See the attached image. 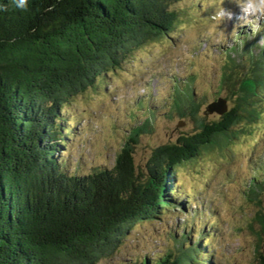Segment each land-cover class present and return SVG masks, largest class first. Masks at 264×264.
I'll use <instances>...</instances> for the list:
<instances>
[{"label":"trees","instance_id":"trees-1","mask_svg":"<svg viewBox=\"0 0 264 264\" xmlns=\"http://www.w3.org/2000/svg\"><path fill=\"white\" fill-rule=\"evenodd\" d=\"M179 1L28 0L21 9L16 0H0V264H97L110 257L136 223L175 207L180 164L222 147L240 124L258 119L264 69L255 61L252 75L224 74L233 105L210 123L198 119L201 102L190 85L176 84L171 109L196 130L155 147L144 169L135 166L133 148L155 118L150 108L111 166L79 172L60 158L72 134L64 107L135 50L172 32ZM259 49L264 60V36ZM262 189L264 174L250 199ZM256 219L264 232V214ZM178 235L176 252L127 264H209L201 231L192 244Z\"/></svg>","mask_w":264,"mask_h":264},{"label":"rangeland","instance_id":"rangeland-1","mask_svg":"<svg viewBox=\"0 0 264 264\" xmlns=\"http://www.w3.org/2000/svg\"><path fill=\"white\" fill-rule=\"evenodd\" d=\"M246 3L180 0L175 5L180 20L172 32L135 50L65 106L62 113L72 134L59 156L69 169L111 166L130 129L143 123L150 109L155 118L133 148L137 168H145L155 147L193 133L195 123L171 109L176 84L190 85L201 102L197 117L205 123L218 119V113L206 110L216 97L228 98L232 106L224 74L234 79L252 75L255 61L264 69L259 54L264 13L245 11ZM260 110L258 119L240 124L227 144L180 164L174 177L175 207L136 223L116 252L97 264H127L176 252L178 234L192 244L198 242V231L204 235L201 243L208 242L203 258L209 264H259L264 232L256 216L264 214V189L256 199L249 196L264 174V107Z\"/></svg>","mask_w":264,"mask_h":264},{"label":"clouds","instance_id":"clouds-1","mask_svg":"<svg viewBox=\"0 0 264 264\" xmlns=\"http://www.w3.org/2000/svg\"><path fill=\"white\" fill-rule=\"evenodd\" d=\"M28 0H16V6L24 9L26 8ZM245 11L251 8L253 11L264 13V0H247L244 5Z\"/></svg>","mask_w":264,"mask_h":264},{"label":"water","instance_id":"water-1","mask_svg":"<svg viewBox=\"0 0 264 264\" xmlns=\"http://www.w3.org/2000/svg\"><path fill=\"white\" fill-rule=\"evenodd\" d=\"M206 110L208 112H216L221 115L227 110V100L223 97H218L206 106Z\"/></svg>","mask_w":264,"mask_h":264}]
</instances>
